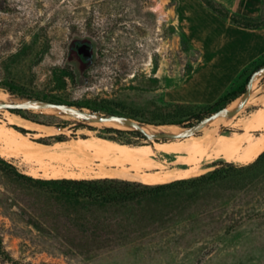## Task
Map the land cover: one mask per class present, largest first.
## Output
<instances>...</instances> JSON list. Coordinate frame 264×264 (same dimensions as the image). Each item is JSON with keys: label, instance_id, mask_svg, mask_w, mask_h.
I'll use <instances>...</instances> for the list:
<instances>
[{"label": "rangeland", "instance_id": "obj_1", "mask_svg": "<svg viewBox=\"0 0 264 264\" xmlns=\"http://www.w3.org/2000/svg\"><path fill=\"white\" fill-rule=\"evenodd\" d=\"M261 59L264 0H0V83L30 96L0 86L6 96L0 98V123L54 147L88 137L151 146L183 139L220 123L219 117H244L256 108L248 97L255 78L256 95L262 94L264 65L252 70ZM247 76L244 92L222 113H204ZM28 99L78 112L68 109L70 116L62 117L29 107ZM198 113L203 119L196 123L191 116ZM9 114L53 130L35 137L9 124ZM102 115L176 128L161 131L169 138L142 137L123 120L93 119ZM171 119L184 121L160 123ZM22 155L0 153L20 173L42 178L29 174L37 162ZM214 160L197 176L216 168L228 176L194 195L166 199L162 230L136 245L94 255L71 249L67 221L57 218L62 204L0 169V264H264V161L244 170L255 160Z\"/></svg>", "mask_w": 264, "mask_h": 264}, {"label": "bare ground", "instance_id": "obj_2", "mask_svg": "<svg viewBox=\"0 0 264 264\" xmlns=\"http://www.w3.org/2000/svg\"><path fill=\"white\" fill-rule=\"evenodd\" d=\"M257 81L256 78L253 80L252 91L248 97V101H254L255 109L244 117L238 118L241 114L238 113L219 117L216 120H221L220 123L210 121L212 126L205 128L198 135L189 134L183 139L154 142V146L148 143L128 145L110 139L88 137L58 143V147H54L34 142L27 137L28 135L8 127L3 122L0 123V144L3 147L0 153L5 155L21 153L26 158L35 160L37 166L29 169V174L34 177L47 179L115 177L151 184L197 176L203 173L206 165L214 159L248 164L264 150V87L261 90L262 94L256 95V92L260 91L259 87L255 89ZM5 97L4 94H0V98ZM43 108L46 112L62 117L70 116L69 110L65 108ZM7 122L28 129L35 137L51 133L53 130L15 114H9ZM174 126L164 129L141 125V128L148 136H152L163 130L172 132L176 128ZM222 126L233 129L226 132ZM59 154L63 155L58 156Z\"/></svg>", "mask_w": 264, "mask_h": 264}, {"label": "trees", "instance_id": "obj_3", "mask_svg": "<svg viewBox=\"0 0 264 264\" xmlns=\"http://www.w3.org/2000/svg\"><path fill=\"white\" fill-rule=\"evenodd\" d=\"M263 65L264 59L258 60L253 63L252 70L257 71ZM248 79L249 76L245 78L242 86H231L216 102L205 108L204 113L210 115L213 110L219 111L239 97L244 92V85ZM0 86L12 94L30 97L24 89L12 83H0ZM11 112L29 118L23 109H13ZM191 117L196 120V123L203 119L199 113ZM192 118L187 119L189 121L187 126L191 125ZM183 121L171 119L160 123L181 125ZM106 130L122 131L112 127ZM19 131L24 132L23 129ZM136 133L146 137L142 132ZM263 161L264 151L252 164L242 169L252 170ZM0 169L7 176L39 189L62 204L60 206L63 212L58 211L57 218L64 217L67 221L65 231L72 241L71 249L88 255L136 245L163 229V208L169 205L165 202L166 199L194 195L199 189L221 182L228 176V171L216 168L194 178L178 179L162 184H145L108 177L42 179L20 173L1 156Z\"/></svg>", "mask_w": 264, "mask_h": 264}, {"label": "water", "instance_id": "obj_4", "mask_svg": "<svg viewBox=\"0 0 264 264\" xmlns=\"http://www.w3.org/2000/svg\"><path fill=\"white\" fill-rule=\"evenodd\" d=\"M248 90H250V83H248ZM29 102V107L32 108H43V107H56V108H65V109H69L72 112H78L77 110H75L74 108L70 107V106H63V105H59L53 102H49V101H45L42 99H28ZM222 110L218 111L217 113H220ZM85 115V114H84ZM85 117H92L91 115H85ZM210 118V117H209ZM207 118V120L209 119ZM95 121H105V120H111V119H120L123 120V122L129 127V128H135L139 131H141L145 136L149 137L148 134L146 132H144L141 128V123H137L135 121H132L130 119H126V118H121L115 115H102V116H96ZM172 135L165 133V132H160L157 133L153 136V138L156 139H161V138H169Z\"/></svg>", "mask_w": 264, "mask_h": 264}]
</instances>
